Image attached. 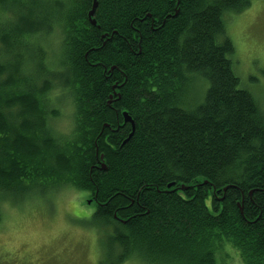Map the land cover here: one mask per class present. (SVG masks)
<instances>
[{"label":"trees","instance_id":"obj_1","mask_svg":"<svg viewBox=\"0 0 264 264\" xmlns=\"http://www.w3.org/2000/svg\"><path fill=\"white\" fill-rule=\"evenodd\" d=\"M93 1L0 0V222L75 188L102 264H217L227 246L264 264V113L224 26L253 0H99L97 26Z\"/></svg>","mask_w":264,"mask_h":264},{"label":"rangeland","instance_id":"obj_2","mask_svg":"<svg viewBox=\"0 0 264 264\" xmlns=\"http://www.w3.org/2000/svg\"><path fill=\"white\" fill-rule=\"evenodd\" d=\"M225 15V35L235 48L231 56L233 68L242 87L255 96L264 113V0H253L239 14ZM205 82L198 79L196 87L205 91ZM57 96L63 98L61 94ZM65 100L64 104L60 101V106L57 100L55 107L59 116L54 127L63 134L74 123L73 110L69 100ZM49 191L17 206L7 202L1 205L0 264H102L98 231L88 224L96 208L88 204L87 193L67 187L59 192ZM124 264L145 263L129 260ZM217 264L242 261L227 246L217 254Z\"/></svg>","mask_w":264,"mask_h":264},{"label":"water","instance_id":"obj_3","mask_svg":"<svg viewBox=\"0 0 264 264\" xmlns=\"http://www.w3.org/2000/svg\"><path fill=\"white\" fill-rule=\"evenodd\" d=\"M98 3H99V0H94L93 1V5H92V8H91V11L89 12V14H88V19H89V21L91 22V24L93 25V26H97V21H95V14H96V8L98 7ZM107 35H105L104 37H106ZM114 69V67L111 69V70H113ZM115 88V87H114ZM110 99H113V97H112V95L110 96ZM111 103V101L109 102V104ZM123 119H124V123L126 124V123H130L131 124V128L133 129V131H134V122H133V120H132V118H130V116L128 115V113H126V112H124L123 113ZM107 127V126H106ZM100 159H101V161H103V159H104V155H102L101 157H100ZM102 169H106V165L103 163V165H102ZM174 185V183H172V184H170L169 186H168V188H170V187H172ZM88 204L90 205L91 204V201H89L88 202Z\"/></svg>","mask_w":264,"mask_h":264}]
</instances>
